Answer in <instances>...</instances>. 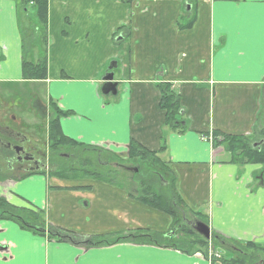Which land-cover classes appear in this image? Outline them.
<instances>
[{"label": "crops", "instance_id": "0c3cea01", "mask_svg": "<svg viewBox=\"0 0 264 264\" xmlns=\"http://www.w3.org/2000/svg\"><path fill=\"white\" fill-rule=\"evenodd\" d=\"M21 14L18 0H0V92L23 85L40 94L44 88L40 100L51 117L69 112L59 119L61 133L83 145L123 151L132 141L156 151L184 208L200 212L211 233L264 247V166L232 162L210 140L218 131L261 144L253 132L264 128V0H48L46 37L39 43L47 64L42 80L22 76L20 22L25 26L27 17ZM32 52L26 59L36 63L40 52ZM111 62L115 94H103ZM160 84L180 99V133L164 123ZM35 177L11 189L39 184L38 198L20 190L23 197L11 193L9 202L35 203L54 227L109 234L166 232L171 224L168 214L122 187L56 178L47 186ZM0 227V245L7 246L0 264H209L157 245L84 248L9 221Z\"/></svg>", "mask_w": 264, "mask_h": 264}, {"label": "trees", "instance_id": "16d2710c", "mask_svg": "<svg viewBox=\"0 0 264 264\" xmlns=\"http://www.w3.org/2000/svg\"><path fill=\"white\" fill-rule=\"evenodd\" d=\"M18 1L21 4V15H25L27 17V23L25 26H23L22 21L20 22V30L23 38V48L25 51V55L22 61V76L25 80H42L46 77V59L39 52V58L36 63L28 61L26 57L28 58L31 55V52L34 48L37 47L39 49L40 41H42L44 37H46L45 27L47 21L48 0ZM159 92V107L164 111L165 125L173 131L179 133L182 132V125L184 122L179 120L181 108L178 95L173 90H171L170 85L168 84H160ZM68 114L69 112L66 111H58L56 112L54 117H50L47 123V134L50 145L57 148H85L89 151H97V149H99L101 150L100 152L106 154L108 157H102V159H105V164L101 165L103 168H106V166H108V163L113 160L118 165L117 167L121 168V165L116 161L117 157L113 155V153L108 152L102 147L83 145L71 138L66 137L61 133L59 119L61 118V116L64 117ZM258 133L261 134V140H263V142L256 147H253V143L256 141V139H251L250 136H232L218 131H213V133L211 134V139H213L212 142L214 146H222L223 149L227 153H229L232 162L241 165L261 164L262 166H264V128H257L253 132V137ZM164 149L165 147L163 146L160 150L163 151ZM112 156L114 159L110 160ZM126 157L128 161L132 160L134 161V163H137L135 167L139 165L138 167L141 168L143 166L145 169L147 168L151 173H153L152 176L151 173H149V178H152V181H149V178H141L142 180L139 181L141 187V195L137 197L141 202L147 204L149 207L158 209L171 217V224L166 232L151 231L148 229H137L129 232H120L117 237L115 236V238H111L109 240H95V238L80 236L75 232L63 230L61 228L50 225L46 222L44 211L40 208L16 206L0 197V207H4L10 212L13 211L16 213L15 216H10L11 214L3 215L2 219L5 221H12L16 223L20 228L29 230L34 234L46 235L51 240H55L58 242L64 241L66 243L84 248L110 245L119 241H132L138 244H150L151 242H154L157 246L180 250L188 255L198 253L201 256H207L205 250L208 246V243L211 244L214 241H219L220 243L226 242L237 246L241 249L242 252H240L239 250V253L234 255L228 249L221 246L222 249L230 252L232 257H223L219 258L218 260H213V264H264V259L261 260V253H264V247H262L261 245H258L254 242H246L242 244L224 238L216 232L211 233L212 241L209 242L208 240L203 239L201 236L195 233L192 228H189L186 225H182L181 219L183 216H193L205 223L206 220L201 217L200 212H188L187 209L184 208L182 202L175 194L171 171L169 170L168 166L160 160V158L157 156L156 151H147L146 149L140 147L137 143L131 141L127 146ZM83 164V168L79 169L75 167L72 172L69 170V173L67 175L65 174L64 170L52 172V175L55 177L66 176L70 179L99 180L104 181L105 183L113 184L114 186L120 185L113 179L103 175L100 170L96 169L97 171H95L94 167V169H91L90 167L94 164L96 168H101L98 166L97 161L93 163L92 157H89V160L87 162H84ZM138 173L139 171L133 174L137 175ZM145 173L146 170L141 172V174ZM165 175L167 176L165 177ZM155 178H157L158 182H164V185H168L170 187L168 194H165V192H156L152 189V187L150 186L151 183H158ZM25 205H30L28 200H25ZM176 205H178V208H176ZM180 208L182 210H180ZM174 226H180L179 230L175 231ZM181 232H183L184 235L180 234ZM143 234L149 235L147 236ZM154 234L160 237V239L153 238L152 235ZM178 234L182 235V238ZM175 237L180 242H173V239ZM166 239L168 241H165Z\"/></svg>", "mask_w": 264, "mask_h": 264}, {"label": "flooded vegetation", "instance_id": "af4514ba", "mask_svg": "<svg viewBox=\"0 0 264 264\" xmlns=\"http://www.w3.org/2000/svg\"><path fill=\"white\" fill-rule=\"evenodd\" d=\"M14 108L20 111L24 110L28 114L31 112V120L29 118V121H27L23 114L14 115L12 113ZM50 117V110L46 106V103H42L38 95L29 93L22 98L17 97L14 101L0 95V184L6 185L5 191L0 193V197L4 198L7 202H9V197L12 193V186L18 185L25 179L37 176L38 178L42 177L46 181L45 174L50 173L49 176L52 178L62 181L73 180L66 176L55 177L52 175V172L64 170L67 175L69 170L72 172L75 167L79 169L83 168V163L89 160L90 155L86 157H81L80 155L81 150L88 149L57 148L50 145L47 134V123ZM32 119H34L33 122ZM92 160L93 163L97 161L101 165L105 164V159H102L100 153L92 157ZM94 168H96L95 164ZM136 168L138 172L139 167L136 166ZM149 173H151L150 170L146 168L148 177ZM157 178H155L156 181ZM149 181H152V178H149ZM9 214H11L10 216L16 215L15 212H10L8 209L0 207V225L5 222L2 216ZM194 219L195 217L193 216H183L181 223L192 228L191 222ZM179 228L180 226H174L175 231L179 230ZM180 234L184 235L183 232ZM180 234L178 235L180 236ZM143 235L148 236L149 234ZM215 243L217 246L225 247L234 255L238 254L239 250L242 252L240 248L233 244L220 243L219 241ZM150 244L155 245L154 242ZM3 245H0V249L5 250L7 246Z\"/></svg>", "mask_w": 264, "mask_h": 264}, {"label": "rangeland", "instance_id": "374dc122", "mask_svg": "<svg viewBox=\"0 0 264 264\" xmlns=\"http://www.w3.org/2000/svg\"><path fill=\"white\" fill-rule=\"evenodd\" d=\"M44 48L45 45H43ZM39 52L42 54L44 52V49L42 47L39 46ZM19 87H17V85L15 86L16 88H14L12 91L10 92H0L2 94V96H6L7 98H10L12 99L13 101L16 100L17 97L19 98H22L26 95H28L29 93H36V94H39L38 92H34L32 89H34L33 87L31 88V86H29L31 89L30 91H25L24 88H23V85H18ZM36 90V89H35ZM45 93V89L44 88H40V94L38 95L40 98L43 96V94ZM14 115L15 114H23L24 118L29 121V118L31 120V112L30 114H28L27 112H25L24 110H18L16 108L13 109V112H12ZM28 118V119H27ZM34 121V119H32V122ZM34 143V142H33ZM47 143V141H46ZM38 145H40V143H38ZM106 150L108 152H111L113 153V155H115L117 157V163H119L121 166H135L137 163H134V161H128L127 157H126V151H127V148L124 149L123 151H113L114 149H112L111 147H108L106 148ZM97 151L101 154V157H107L106 154L100 152L101 150L97 149ZM98 152H95V151H89V150H81V157H86V156H89V157H95V155H98L99 153ZM120 152H125L123 154H120ZM54 158H55V154H54ZM113 156L110 158V160H113ZM114 161V160H113ZM113 161H110L108 163V166H106V168H103L101 166V164H99L98 162V166L101 167L100 169L99 168H93L94 165H92L90 168L91 169H94L95 171L97 170H100L103 175L107 176L108 178H111L113 179L114 181L118 182L119 187H122L123 189H126L128 190L129 192L131 193H134L135 195L137 196H140V192H141V187H140V182L142 179V177H145V178H149L147 176V174H141V172L145 171L146 169L142 166L141 168H139V173L137 175H134L130 172H127V171H124L123 169L117 167L118 165L116 164V162L114 163ZM139 166V165H138ZM97 169V170H96ZM50 173L48 174H45V177H46V181H45V184L48 186L49 182H50V179L52 178L51 176H49ZM167 175H165L166 177ZM34 178V176H32ZM155 177V176H154ZM35 178H38V177H35ZM40 185L39 184H35V185H31L29 189H27L28 191L31 190V192L38 198L39 195H41V193H43V189H40L39 187ZM152 187V189L156 192H165V194H168L169 190H170V187L168 185H164V182H158L155 184L154 183H151L150 185ZM6 189V185H2L0 184V193H3ZM21 189H19L18 187V190H13L11 189V192L14 193V194H18L19 195V192H20ZM27 190H21V191H27ZM42 190V191H41ZM52 190V188H50V191ZM19 191V192H18ZM30 192V191H29ZM32 194V195H33ZM19 196H22V195H19ZM23 197V196H22ZM36 200V199H35ZM172 203V202H171ZM170 203V204H171ZM29 204L30 205H25L23 207H28V208H38V206L35 204V203H32L29 201ZM13 205H16V206H21V205H17V204H13ZM176 208H178V205H176ZM180 210H182L180 208ZM187 211L190 212L191 209H189L187 207ZM202 217V216H201ZM203 218V217H202ZM67 219L65 217H62V220L61 222L62 223H67ZM11 224H13L14 222L12 221H9ZM4 223V222H3ZM9 224V223H8ZM16 224V223H15ZM188 228V227H186ZM81 230H84V228H80ZM151 232V231H150ZM120 232H116V233H109V234H85V233H76V234H79L80 236H85V237H91V238H95V240H109L111 238H115V236L117 237V235L119 234ZM152 234V233H151ZM156 236V237H155ZM153 238H157V239H160V237H158L156 234L152 235ZM171 237V235H170ZM180 237L182 238V235H180ZM194 238V237H193ZM186 240V239H185ZM165 241H168L167 239ZM175 241H178L180 242L176 237L173 239V242ZM64 241L60 242V243H63ZM187 242V241H186ZM63 244H66L63 243ZM70 244V243H68ZM180 244V243H178ZM214 249H211L210 246L211 244L208 243V246L206 247V250L205 252L207 253V258L209 257H214L213 255H217V258H223V257H232L230 252H227V250H224L221 248V246H217L215 242L212 243ZM204 257V256H203ZM206 257V256H205ZM204 257V258H205ZM264 259V253H261V260ZM209 264H213V263H210L208 262Z\"/></svg>", "mask_w": 264, "mask_h": 264}, {"label": "water", "instance_id": "95a60500", "mask_svg": "<svg viewBox=\"0 0 264 264\" xmlns=\"http://www.w3.org/2000/svg\"><path fill=\"white\" fill-rule=\"evenodd\" d=\"M115 67V64L113 62L109 63L107 67V72L103 78L104 81H106L101 89V92L103 94H115V87L116 84L113 81V72L112 69ZM263 140H261L262 143ZM260 144V142H255L253 144V147H256ZM121 168L124 171L131 172V173H136L137 168L135 166H121ZM192 229L197 233L199 236H201L205 240H210L211 239V231L207 223L201 221L200 219L195 218L192 222Z\"/></svg>", "mask_w": 264, "mask_h": 264}]
</instances>
